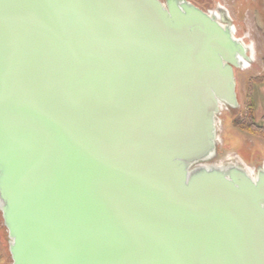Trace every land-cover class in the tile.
Returning a JSON list of instances; mask_svg holds the SVG:
<instances>
[{
    "label": "water",
    "instance_id": "1",
    "mask_svg": "<svg viewBox=\"0 0 264 264\" xmlns=\"http://www.w3.org/2000/svg\"><path fill=\"white\" fill-rule=\"evenodd\" d=\"M220 12L0 0L11 264H264V164L210 163L252 61Z\"/></svg>",
    "mask_w": 264,
    "mask_h": 264
},
{
    "label": "rangeland",
    "instance_id": "2",
    "mask_svg": "<svg viewBox=\"0 0 264 264\" xmlns=\"http://www.w3.org/2000/svg\"><path fill=\"white\" fill-rule=\"evenodd\" d=\"M163 1V0H162ZM204 11L225 10L234 27V36L252 45V61L247 67L235 70L239 107L222 106L217 124V155L210 161L215 164L242 163L249 171L264 164V139L236 127L234 120L246 112V95L251 78L263 80L252 85L255 102V120L264 114V0H188ZM6 229L0 216V264H11L7 248Z\"/></svg>",
    "mask_w": 264,
    "mask_h": 264
},
{
    "label": "trees",
    "instance_id": "3",
    "mask_svg": "<svg viewBox=\"0 0 264 264\" xmlns=\"http://www.w3.org/2000/svg\"><path fill=\"white\" fill-rule=\"evenodd\" d=\"M262 80L263 79L260 77L250 79V84L248 85L246 95V112L241 118L234 120L233 124L246 132H249L264 139V114H261V116L259 117L260 122L255 120L256 106L252 96L253 83H258Z\"/></svg>",
    "mask_w": 264,
    "mask_h": 264
},
{
    "label": "bare ground",
    "instance_id": "4",
    "mask_svg": "<svg viewBox=\"0 0 264 264\" xmlns=\"http://www.w3.org/2000/svg\"><path fill=\"white\" fill-rule=\"evenodd\" d=\"M213 13L215 14V15H218L216 12H214L213 11ZM250 49H251V58H252V56H253V48H252V45H250ZM243 67L242 68H245V67H247L248 66V64H247V62H244L243 63Z\"/></svg>",
    "mask_w": 264,
    "mask_h": 264
}]
</instances>
